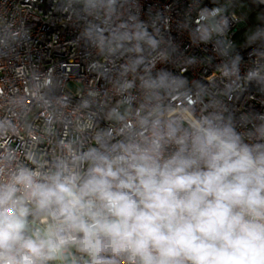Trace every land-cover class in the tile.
<instances>
[{"label":"built area","instance_id":"built-area-1","mask_svg":"<svg viewBox=\"0 0 264 264\" xmlns=\"http://www.w3.org/2000/svg\"><path fill=\"white\" fill-rule=\"evenodd\" d=\"M243 23L229 0H0V185L83 176L98 152L157 137L167 157L197 120L264 144V20L236 45ZM27 206V235L55 239L59 222ZM70 244L50 255L89 264Z\"/></svg>","mask_w":264,"mask_h":264},{"label":"clouds","instance_id":"clouds-1","mask_svg":"<svg viewBox=\"0 0 264 264\" xmlns=\"http://www.w3.org/2000/svg\"><path fill=\"white\" fill-rule=\"evenodd\" d=\"M168 140L167 157L162 137L98 152L83 176L19 170L0 185V264H38L69 243L89 264H264V144L210 120ZM29 204L59 222L55 239L27 235Z\"/></svg>","mask_w":264,"mask_h":264},{"label":"rangeland","instance_id":"rangeland-1","mask_svg":"<svg viewBox=\"0 0 264 264\" xmlns=\"http://www.w3.org/2000/svg\"><path fill=\"white\" fill-rule=\"evenodd\" d=\"M232 3L234 9L239 13L242 18L244 19V23L240 25V29L238 31L239 38L236 40V45L242 44L245 40L249 38L255 28V23L258 20L259 11L250 9L245 3L239 0H229ZM73 87V85H70ZM70 252L75 256L77 253L85 254L84 252L80 251L78 245L70 244L69 245ZM51 263L50 264H68L69 261L66 257H62L61 255L57 256L52 254L51 256Z\"/></svg>","mask_w":264,"mask_h":264},{"label":"trees","instance_id":"trees-1","mask_svg":"<svg viewBox=\"0 0 264 264\" xmlns=\"http://www.w3.org/2000/svg\"><path fill=\"white\" fill-rule=\"evenodd\" d=\"M218 0H213V2H216ZM243 3H245L250 9L252 10H258V20L255 23V26L259 25L262 20H264V3H261L259 0H239Z\"/></svg>","mask_w":264,"mask_h":264}]
</instances>
